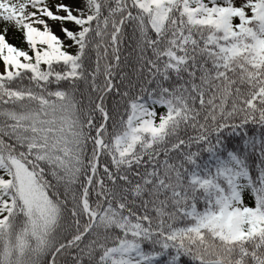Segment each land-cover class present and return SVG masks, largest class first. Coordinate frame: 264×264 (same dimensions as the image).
<instances>
[{
    "label": "snow or ice",
    "instance_id": "6c2138e0",
    "mask_svg": "<svg viewBox=\"0 0 264 264\" xmlns=\"http://www.w3.org/2000/svg\"><path fill=\"white\" fill-rule=\"evenodd\" d=\"M0 264H264V0H0Z\"/></svg>",
    "mask_w": 264,
    "mask_h": 264
},
{
    "label": "rangeland",
    "instance_id": "374dc122",
    "mask_svg": "<svg viewBox=\"0 0 264 264\" xmlns=\"http://www.w3.org/2000/svg\"><path fill=\"white\" fill-rule=\"evenodd\" d=\"M19 43V41H17Z\"/></svg>",
    "mask_w": 264,
    "mask_h": 264
}]
</instances>
